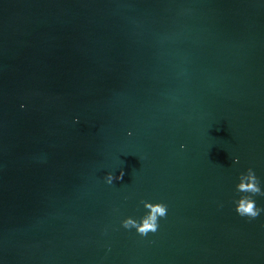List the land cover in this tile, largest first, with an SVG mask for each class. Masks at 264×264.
Segmentation results:
<instances>
[{
  "label": "water",
  "instance_id": "obj_1",
  "mask_svg": "<svg viewBox=\"0 0 264 264\" xmlns=\"http://www.w3.org/2000/svg\"><path fill=\"white\" fill-rule=\"evenodd\" d=\"M247 167L264 187V0H0V264H264Z\"/></svg>",
  "mask_w": 264,
  "mask_h": 264
},
{
  "label": "clouds",
  "instance_id": "obj_2",
  "mask_svg": "<svg viewBox=\"0 0 264 264\" xmlns=\"http://www.w3.org/2000/svg\"><path fill=\"white\" fill-rule=\"evenodd\" d=\"M21 108L24 104L20 105ZM79 117H73V123H78ZM127 135L131 136L129 131ZM183 148V145H181ZM232 163L239 162L238 156L231 157ZM123 176V171L120 174L113 176L111 172L104 175V182L111 185L113 180H119ZM235 191L239 195L233 199L234 211L240 217L254 219L261 213H264V207L257 204L255 196H264V187L260 178L256 175L252 167H247L238 174L237 182L235 183ZM141 203L146 205L147 211L139 217L125 216L120 220V225L124 229H134L140 236H145L149 232H156L158 228V219L165 217L167 213V205L162 201L142 200Z\"/></svg>",
  "mask_w": 264,
  "mask_h": 264
}]
</instances>
